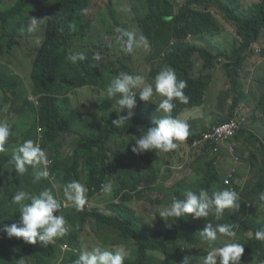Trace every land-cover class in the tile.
I'll return each instance as SVG.
<instances>
[{"label":"trees","instance_id":"16d2710c","mask_svg":"<svg viewBox=\"0 0 264 264\" xmlns=\"http://www.w3.org/2000/svg\"><path fill=\"white\" fill-rule=\"evenodd\" d=\"M26 1L12 0L13 4L10 8L1 9L2 3L6 7L7 4L5 0H0V39L3 38V32L6 30L10 19L13 16H18L22 7L27 5L28 9L31 7L30 3ZM222 1V3L215 4L213 0H150L152 11L145 19V6L141 2L142 6L134 0H128L126 8L132 18L129 22H124L120 21L119 15L122 16L121 13L125 15L126 11L120 9L116 11L114 7L115 0H61L58 12L64 18L60 28L56 24H53L51 28H40V26L31 23L26 27V35L37 37L40 36L41 32L43 37L42 45L37 52V61L35 60L31 73L34 83L32 92H50L54 86L61 84L62 81L59 82V77L76 83L79 76L81 84H84V82L90 83L98 89L99 93L106 91V87L112 78L105 67L113 57L116 58L118 65L116 72L118 74L121 72L134 74L136 72H133L132 54L122 51L123 44L117 41L116 37L119 34H114L113 26H108L106 31L103 30L101 38L91 39L92 41H102L98 46L85 37V34H89L92 30L93 20L85 15L96 14L107 7L110 9L117 27L131 30L135 22L139 26L140 35L144 33L149 40L164 45L168 43L169 39L164 29L160 26L157 27V25L159 22H165L164 17L166 14L179 12L173 20L174 29H170L172 35L176 38V44L169 46L168 43L167 46L163 47L170 48V51L158 47L163 49V52L165 51L164 56L161 55V52L159 63L151 65L149 75L145 77V80L148 83H153L156 74L165 66H169L175 70L178 79L187 82L184 93L189 97V102L183 104L178 100H174L173 102L176 104L172 112V116H174L185 106L205 102L207 91L204 88L206 84L209 86V80H213L215 67L219 66L218 62L225 58L226 61H221V68L225 72L231 90L219 92L217 112L220 115L215 118L213 124L224 121H217L220 118L225 120L237 119L241 125V131L228 143L234 142L242 147H252L253 150L249 152V155L255 160V153L260 152L264 163V137L260 138L264 136V130L260 129L257 135L253 124L263 123L264 126V61L257 67L259 77L255 79L256 84L252 85L255 93L251 89L241 86L244 67L248 68L245 62L249 53L252 54L256 48H260V53L256 54L264 55V0H259L248 6L244 5L242 0ZM217 10L221 12L219 15L216 13ZM45 16L43 13L41 14L42 19ZM75 16H78V18L73 20ZM221 17H224L228 23L232 24V27H235L231 40L232 45L235 46H233L231 52L221 50L214 53L210 48L187 42L186 39L189 35L200 37L207 33L222 34L223 31L225 32L228 27H224L220 21ZM69 26L72 27V32L68 30ZM67 32L71 34L66 48V39L63 35L66 36ZM13 42L14 38L11 35L9 46ZM237 42L239 44H236ZM150 45L153 47L155 44L150 42ZM76 48L78 53L84 52L91 59L97 54H105L112 56V58L99 62L93 59L96 65L92 63H89L88 66L80 64L82 71L86 73L80 75L79 72V75H74L69 69L65 58L67 54H75ZM88 48L92 50L90 51ZM199 58L203 59L201 68L197 66ZM88 68H94L96 71H88ZM250 81H252L251 78ZM243 89L249 93H246ZM48 100L51 101V98ZM253 100L254 106L250 104ZM4 101L8 102V98L5 97ZM65 101L68 102L67 99ZM242 103L252 108L241 109L240 105ZM149 104L150 102L143 101L139 112H142ZM54 106L53 117L50 114L42 117V120L48 121L49 126L52 127L50 138L57 141L64 132L73 128L75 124L74 115L79 130L73 138V142L80 136L84 141V146L79 147L75 154L68 156L69 162L63 161L62 164H59L58 160L62 155L59 151L60 145H56L53 153L50 154V157L54 158L50 172L55 176V179L54 181L50 178L42 179L36 186L33 183L32 167H28L25 174L19 175L15 172L14 166L9 163L12 154L0 153V168L7 167L9 171L8 174L4 170H0V224L19 223V208L11 202V199L16 191L23 189L21 184L28 187L30 192L34 194L50 188L57 198L62 200L52 186L66 185L71 180L75 181L73 180L75 178L85 179L89 183V193L90 197L94 198L92 199L94 204L98 201L96 197L101 195L98 193L103 183L110 182L111 178L116 177L120 185L118 188L114 187L113 178L111 184L115 192L104 208L95 206L87 209L85 207L83 211L77 212L72 207L61 209L60 213H54V215H63L68 227L67 234L62 238H58L61 241L57 245L51 243L43 245L39 241L36 244H28L22 238L15 237L9 238L8 244H5L6 240L2 238L3 232H0V264H17V261L22 258L25 259V264H55L61 257L60 264H73L81 250L79 248L80 234L91 225L96 226V231H93L92 234L102 245L135 243L137 249L134 256L130 254L125 264H174V261H183L188 251L200 256V250L207 242L200 238L199 232L208 222L213 225L217 223L232 224L236 234H238L239 229L252 231L251 237H247L244 233L242 239L237 241L245 247L241 262L242 264L249 262L264 264V240H258L255 237V232L264 227V213L261 217L254 214V206L261 200L260 195L264 194V170L262 167L251 162L252 165L257 167V176L252 183H248L243 187L236 185L235 191L238 193L240 207L238 209H225L220 221H217L212 214L208 217L196 219L191 215L173 218V222H169L172 225L171 228L166 231H159L152 236H147L149 229L144 230L146 238L136 223L142 217L137 215L134 217L135 209L131 204L133 200L136 201V199L144 197L139 192L125 191L121 195L120 191L125 189L126 186L123 179L129 174L127 166L133 164L135 160V156L131 151L134 143L133 136L138 138L151 125L135 116L126 122L127 125L116 127L113 125V120L117 119L119 114L110 105L105 104L103 96L89 103H82L78 110L73 109L71 105L70 107L64 106L60 98L56 99ZM136 124L141 126L140 133L136 129ZM210 127L211 124L207 128L205 127L204 131ZM90 128L95 130L97 134H85ZM201 136V134L192 136L191 140L201 138ZM224 146V143L204 141L190 149L188 155L192 160L197 157L196 161L205 158L204 154L208 151L214 155L213 158L207 160V171L193 184L194 189L192 190L198 192L199 189L203 188L211 194L214 191L226 188L222 182L217 181V170L213 164L216 157L225 151ZM108 165H113L114 169L116 168V176L111 174ZM100 171L103 173L105 180L100 177ZM220 186L222 189H219ZM59 194L64 197L63 193ZM182 195L183 192L176 189L169 192L167 196L183 199ZM155 203L156 205L163 204V200L158 199ZM109 235H114L111 241L108 239ZM225 239L227 237L218 234L215 246L221 247L226 244ZM65 241L73 249L62 256L60 244ZM1 245L3 246L1 247ZM110 250L115 251L116 249ZM152 250L163 254L164 259L162 262H156L148 258V252ZM246 256H249V258Z\"/></svg>","mask_w":264,"mask_h":264},{"label":"clouds","instance_id":"9594fccd","mask_svg":"<svg viewBox=\"0 0 264 264\" xmlns=\"http://www.w3.org/2000/svg\"><path fill=\"white\" fill-rule=\"evenodd\" d=\"M140 6L141 3L146 8L145 19L150 15L152 9L150 8V0H134ZM215 4L222 3V0H213ZM27 3H30L31 7L28 9V5L21 8V13L18 16H13L8 22L6 30L3 32L4 36L0 39V42H4L9 51L11 47L17 42L18 38L26 35V30L24 33H19L14 29L9 30L11 20H15L18 17H22L25 13L27 14V26L29 23L36 24L40 28H51L53 24H56L59 28L62 23L63 16L58 12V7L61 0H27ZM141 2V3H140ZM128 5V3H126ZM3 6V7H2ZM217 7L216 5H214ZM122 7V8H121ZM105 8V7H104ZM103 8V9H104ZM1 9H6V6L2 3ZM120 10H125L123 6H120ZM101 11V10H100ZM99 11V12H100ZM96 14H87L86 17L94 19ZM46 15L45 18H41V14ZM179 13V12H178ZM178 13H169L164 17L165 23L170 26V29L173 30V20ZM78 16H75L73 20H76ZM13 20V21H14ZM12 21V28H13ZM93 28V26H92ZM135 29L139 32V26L134 25ZM72 32V27L69 26V29ZM62 31V30H59ZM119 35L116 37L117 41L123 44L122 51L127 54H132L134 50L142 45L146 46V43L151 48L150 42L156 44L153 40H149L144 33L142 35H137L136 32L128 30L125 28L117 27L115 30ZM224 32V31H223ZM140 33V32H139ZM171 33V31H170ZM229 33V32H228ZM226 33L225 35H227ZM71 34V33H70ZM70 34L67 32V35L63 37L66 39L65 42L68 47ZM264 34V32H263ZM13 36L14 42L9 46L10 36ZM88 34H85L87 37ZM28 36V35H27ZM33 37V36H30ZM35 37V36H34ZM40 37L42 38L40 46L37 48L33 54L32 62V71L35 60L37 61V52L42 45L43 37L40 32ZM78 38V37H77ZM195 37L188 36L187 42ZM264 38V37H263ZM91 42H94L97 46L102 43V41H92L91 38L88 39ZM169 46H174L176 44V38L171 33V39L168 41ZM159 44V47L163 48L167 44ZM236 44H239L237 42ZM232 45L230 51L232 50ZM165 51H170V48H163ZM163 49L158 51V63L160 53L164 56ZM10 53V52H8ZM151 53V51H149ZM255 53H260V48H256ZM3 54L0 53V56ZM152 55V54H151ZM254 55L249 53L246 60L249 61L250 56ZM112 57V56H111ZM262 63L264 61V55L261 54L260 57ZM67 61L69 59L73 64L77 63L78 66L73 71L74 75H84L86 72H83L80 64H85L86 66L89 63L96 65L94 60L100 61V55H94L93 59L88 58L84 52H77L75 54H67ZM225 58H223V61ZM68 64V62H67ZM250 68H245V71H248ZM88 71H96L94 68H88ZM150 68L147 70L149 75ZM32 73V72H31ZM18 75L17 70L12 69V63H5L0 59V113L2 109H5L6 106H9L10 111H16L19 114V118L15 119L11 115L4 119H0V153L7 152L12 154L11 163L14 166V170L17 174L23 175L28 171V167L33 169V183L35 186L40 183L42 179L50 178L54 181L55 176L51 174L50 167L53 165L54 158L50 157V154L53 153V149L56 145H60L59 151L62 155L59 158L58 163L62 164L63 161L69 162L70 159L68 156L75 154L78 150L77 142L79 141L80 136H78L73 142V138L78 133L79 126L77 120L75 119L73 113V119L75 124L73 128L64 132L57 141H53L51 137L52 127L49 126L48 121H43L42 117L45 115H51L55 112L54 103L57 98L62 99L64 106H69L75 110H78L82 103H89L93 100L98 99L102 96V92H98L97 88H94L92 84L84 82L81 84L80 76L76 83L72 80H65L63 77H59L60 85L54 86L50 92H36L33 93L32 89L28 94L20 95L18 93L9 92L11 86L9 84V78ZM257 75L256 78H258ZM106 87L104 91L108 97V100H105V95H103V101L105 104L113 107V104L117 107L113 109L118 112V118L113 120V125L116 127H123L126 122L137 116L143 121L151 125L150 128H147V131L142 133L138 138L133 136L134 143L132 144L131 151L133 156H135L134 166L133 164L128 165L129 174L126 176L123 181H125V189H121L120 194L123 195L125 191H131L132 193L139 192L144 198H148L146 194L149 191L157 190L163 195H169V192L176 189H180L183 192V199L179 197L167 196L171 200H163V203L168 204L163 207L162 210L158 213L159 216L155 220V228L149 231L147 236H152L159 231H166L171 228V222L173 218H181L191 215L194 219L201 217H208L210 214L215 216L217 221H220L224 215L225 209H238L240 204L238 203V193L236 190V185L245 186L248 183H252L255 177L257 176V167L252 165L251 162L256 163L264 170L263 158L260 152H256V159L253 160V157L249 155V150L246 153L248 159L242 162L246 170L250 171V174L242 173L240 178L238 175L237 169L233 166H229L227 163H221L218 161V157L213 162L217 170V181L222 182L225 189H222L220 186L219 189L212 192L211 194L206 189H199V191L192 190L194 189L193 184L197 182L204 173L207 171V160L211 159L207 154H204L205 158H200L195 163H203V167H199L198 171L203 169L200 176L190 182L189 179H185L178 183H174L167 189H152L159 174L162 172L163 167H169L173 170L175 174H178L180 171L186 168L187 163L190 161L189 151L192 147L197 146L199 143L204 141H212L217 143H224L226 148L231 146L234 150V153L237 155V152H242L243 148L247 149V146H240L234 142L228 143L232 138L241 131V125L239 121L235 118L224 120L218 124L212 125L208 130L204 131L205 127L201 126V129L198 130L199 123L201 121H195L188 116L190 110L201 107L205 102L197 105H188L178 111L174 116L172 112L176 107L174 100H178L180 103L187 104L189 102V97L185 95L184 89L187 87V82L183 79H178L176 72L169 66L162 68L154 77L153 83H148L145 80V77L138 74H130L128 72L117 73L116 76ZM244 76L242 77V79ZM252 81H255V77H250ZM34 86V83L32 81ZM256 84V82H255ZM89 95L92 99H89L86 95V92H83L82 89L86 88ZM209 86L206 84V91L208 92ZM244 90V89H243ZM224 91V90H222ZM220 91V92H222ZM246 93L248 91L244 90ZM254 92V91H253ZM158 94L163 99L157 105V111L162 115L161 119L147 120V111L149 112L150 108L153 106L151 103L147 108H144L142 112H139V108L142 105V102H150L153 95ZM5 97L8 98V102H5ZM139 98V100L137 99ZM51 98V101L48 99ZM113 98H118L116 103H110V100ZM67 99L68 102L65 101ZM241 109L247 108L251 109L252 107L247 106V104L242 103ZM121 110V111H120ZM52 119V118H51ZM235 120L239 128L236 130V133L230 137L223 139H215L213 137H206L208 133L213 132V129L220 125L221 123ZM97 124V122H96ZM256 134H259L260 129L257 125H262L263 123H253ZM195 127V128H194ZM137 131L141 132V126L136 124ZM198 130V132L196 131ZM85 134H97L92 128ZM201 134V138H195L191 140L192 136ZM261 136L260 138H263ZM84 143V141H80ZM187 149V150H186ZM151 151L150 154L145 155V151ZM176 153L179 155L174 161L171 159V156L166 160H163L160 166L155 169L152 173H142L138 171L140 169V164L146 160L152 159L155 156H162L166 153ZM183 153V154H182ZM100 167V160L98 162ZM222 167H227L228 172L222 173ZM100 169V168H99ZM108 169L111 174H115V169L113 165H108ZM170 171V169H168ZM100 177H105L103 173L99 172ZM116 176V174L114 175ZM219 177V178H218ZM115 178V177H113ZM103 183L99 188L100 192L114 194L112 189V180ZM238 179H245L244 183H238ZM75 181H70L66 185H54L52 188L58 193L59 197L62 200L58 199L52 189H44L38 193H32L24 189L16 191L12 196L11 202L18 206L19 208V223H13L11 225L0 224V232H3L2 238L6 240L5 244H8L9 238H22L24 242L28 244H36L37 241L41 242L43 245L51 243L57 245L61 239L67 234L68 227L66 226L67 222L63 215H54V213H60L61 209H67L74 207L77 212L83 211L85 207L87 209L95 207L89 193V183L85 179L75 178ZM122 181V182H123ZM234 181V182H233ZM145 184L146 187L141 186ZM151 188V189H147ZM59 193H63L64 197H61ZM260 199L254 206V214L257 216H262L264 213V194L260 195ZM117 202V201H116ZM136 212L134 217H136ZM262 220V219H258ZM170 222V223H169ZM114 233V231H113ZM247 237L252 236V231L239 229L238 234L233 230V225L228 223H217L212 224L208 222L206 226L199 232L200 238L207 242V244L201 248L200 256L197 254L188 251L183 261H174V264H242L241 257L244 253L245 247L243 244L238 243L237 241L242 239V234ZM6 234V235H5ZM218 234L227 239H233L231 243L224 244L221 247L215 246L216 241L218 240ZM145 236V235H144ZM147 236H145L147 238ZM255 237L258 240H264V227L255 232ZM3 245H1L2 247ZM62 256L67 252L72 250V246L67 243V241L60 244ZM80 248V246H79ZM137 247H134L131 252L127 253L126 248L123 246L116 248L115 251L109 250L106 247L95 246L91 250H88L87 247L81 248L80 254L77 259L73 261V264H125L127 258L130 254L134 256V252ZM249 258V256H246ZM148 258L156 262H162L164 256L158 251H149ZM62 259V257H61ZM60 259V260H61ZM55 260V258H54ZM61 263V261H60ZM59 263V264H60ZM17 264H25V259H20L17 261ZM247 264H253L249 262Z\"/></svg>","mask_w":264,"mask_h":264},{"label":"rangeland","instance_id":"374dc122","mask_svg":"<svg viewBox=\"0 0 264 264\" xmlns=\"http://www.w3.org/2000/svg\"><path fill=\"white\" fill-rule=\"evenodd\" d=\"M127 1L128 0H115V6H114L116 8V11L117 9H120V6H123L125 8V10H122V11H126L125 15L122 13H121L122 16L119 15V17L121 18L120 21H124V22H129L132 18L131 14H129L126 8ZM257 1L259 0H242V3L248 6ZM5 3L7 4L6 9L10 8L13 4L12 0H5ZM216 13L219 15L221 12L217 10ZM13 20H11L9 30L14 29L15 31L19 33H24L27 27V14L25 13L22 17H18L14 21ZM12 21H13V28H12ZM220 21L223 23L224 27L226 28L228 27V29L222 34L207 33V34H203V36H200V37L197 36L189 41H191V43L193 44H196V45H199L205 48H210L213 50L214 53H218L221 50H226L229 52L232 46L231 40L233 38V30L235 27H232V24L228 23V21L225 20L224 17H221ZM135 24L136 23L134 22V25ZM92 26H93L92 30L87 35L88 39L90 38L95 39L96 37L101 38L103 35V30L106 31V28L108 26H113L114 34L117 33L115 31L117 28L116 21L113 20V17L110 13V9H108L107 7L102 9L94 17V19L92 20ZM158 26L164 29L167 38L170 40L171 39L170 26L165 22H159L157 27ZM131 30L136 32L137 35H140L137 29L132 28ZM227 31H229V35H225ZM41 40L42 38L40 36L30 37V36L24 35L22 36V38H18L17 42L14 44V46L11 47L10 51L4 42H0V53L3 54L2 56H0L1 61L3 62V64L12 63V69L17 70L18 72V75L14 77H10L8 80L11 86V89H12L9 92L15 91L16 93L20 95H25L31 91L33 87L32 78H31L32 62H33L32 56L37 50V48L40 46ZM158 47H159V43H156L151 48L146 43V46L142 45L141 47H138L134 50V52L132 53V64L134 67L133 72L136 71L134 74H138V75H142L146 77V75L148 74L147 70L151 67V65L158 64V59H156L158 57V51H157L159 50ZM88 49L90 51L92 50L91 48H88ZM149 51H151V53H149ZM253 54L254 55L250 56L249 61L245 62V65L250 69L243 73L244 78L241 80V86L243 88L251 89L255 93V90L252 88V85L255 84V81H250V77H255V78L257 77L258 75L257 67L261 65L262 59L259 58L260 55H257L255 52ZM100 57H101L100 61H107L110 58H112L111 56H107L105 54H101ZM221 61L223 62V60ZM221 61L218 62L219 66L215 67V74H214L213 80L212 79L209 80L210 87L207 92L206 103H204L201 107L190 110L188 112V116L193 120V122L201 121L199 123L198 130L201 129V126H204L207 128L208 125L210 124L211 126L214 125L213 123L215 122V118L218 115H220V113L217 112L218 110L217 109V105H218L217 96L219 92L222 90H228V91L231 90V87L226 79L225 72L221 68ZM67 62H68L69 69L72 72L75 71L78 64L77 63L73 64L72 62L69 61V59ZM202 65H203V59L199 58V60L197 61L198 68H201ZM117 69H118V65L116 62V58L113 57L106 64L105 70L109 73L111 77L114 78L117 74L116 72ZM82 91L86 92V95L89 99H92V97L88 93L87 87L83 88ZM103 95H105V100L107 101L108 97L104 91H102V96ZM117 99L118 98L111 99L110 103H116ZM137 99L139 100L138 97ZM162 99H163L162 97L154 93L150 101L151 105L153 106L150 108L149 112L147 111V116H146L147 120H152L153 122L154 120H158L162 118V115L160 114V112L157 111V105L161 102ZM250 104L254 106L255 105L254 100L251 101ZM112 108L116 109L117 107L113 104ZM10 115L14 117L15 119H18L20 117L16 111L13 110L11 112L9 109V106H6L5 109H2L0 113V119L4 120L8 118ZM220 120H225V119L220 118L217 121H220ZM257 127L259 129L264 130L263 125H257ZM198 130L196 131L198 132ZM81 140L82 139H79V141L77 142V148L84 146V143H80ZM248 149L253 150L252 147H248L247 149L243 148L242 152L238 151L236 155L234 153V150L231 148V146H229L228 148L224 146L225 151L221 153L220 156H218V161L221 162L222 164L227 163L229 166H232V167L234 166L238 171L239 177L241 178L242 173L250 174V171L246 170L242 164V162L245 159L246 160L248 159V157L246 156V153L249 151ZM150 153L151 151H148V150L145 151V155H148ZM205 153L209 156V158L214 157V155H212L209 151ZM170 156H171V159H173V161L179 157V155H177L176 153L170 154L169 152L159 157L158 156L152 157V159L142 162L140 164V169L138 171H141L142 173H152L155 169H157L160 166L163 160H166ZM196 159L192 160L190 158V161L188 165L186 166V168L180 171L178 174H175L171 168L164 166L162 172L159 174V177L156 183L153 186H151V188L152 189H167L169 188L168 186L174 183L183 181L185 179H189L190 182H193L200 176L201 172L204 171L203 169H201V171H198L199 167H203V163H196L194 165V168L192 167V164L195 163ZM168 169H170V171ZM228 169L229 168L227 167H222L221 171L222 173H226L228 172ZM0 170H4L6 173L9 174L7 167H1ZM237 181L238 183H244L245 179H242V180L238 179ZM119 185H120L119 181L115 177L114 187L118 188ZM21 186L23 187L24 190L30 192L28 187H25L23 184H21ZM141 186L146 187L145 184H141ZM151 188H147V189H151ZM111 196H112V192L103 193L97 196L96 198L98 199V201L95 204V206L104 208L110 202ZM146 196H148V198H140V199H136V201L133 200L131 202V204L133 205L135 209L137 216L142 217L141 220H137V221L135 220V221L143 235H144V230L149 229L150 231L155 228L154 222L159 216L158 213L162 210L163 207L168 205L166 203L156 205L155 202L158 199H162V197H163V200L166 202L171 200L166 195L162 196L157 190L149 191L146 194ZM91 208H92V205H91ZM93 231H96V226L91 225L87 230H84L81 232L80 237H79L80 248L87 247L88 250H91L92 247L102 246L110 250V249H116L118 247L123 246L124 248H126L127 253H128V252H131V250L134 247H136L134 242L121 243V244L109 243V244L102 245L98 239L94 238L92 234ZM113 238H114V235L108 236L109 241H111ZM225 241L227 243H231L234 241V238L231 240L225 239ZM60 261L61 260L58 259L55 264H59Z\"/></svg>","mask_w":264,"mask_h":264},{"label":"built area","instance_id":"2783aa9c","mask_svg":"<svg viewBox=\"0 0 264 264\" xmlns=\"http://www.w3.org/2000/svg\"><path fill=\"white\" fill-rule=\"evenodd\" d=\"M239 128L238 123L235 120L221 123L213 129V132L206 134V137H213L217 140L230 137L236 133Z\"/></svg>","mask_w":264,"mask_h":264}]
</instances>
